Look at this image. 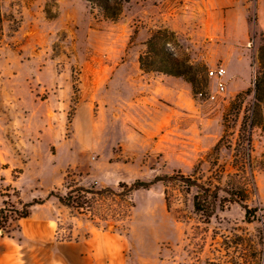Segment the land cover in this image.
Listing matches in <instances>:
<instances>
[{
  "label": "rangeland",
  "instance_id": "rangeland-1",
  "mask_svg": "<svg viewBox=\"0 0 264 264\" xmlns=\"http://www.w3.org/2000/svg\"><path fill=\"white\" fill-rule=\"evenodd\" d=\"M1 11L19 28L12 35L5 20L0 34V208L44 203L0 233V264H244L253 248L264 264V121L252 131L249 220L233 204L204 222L180 178L224 187L233 173L232 151L211 149L231 102L252 88L264 0H130L116 22L82 0H2ZM163 29L178 58L205 67L195 93L140 70L147 40ZM219 66L222 93L208 74ZM241 102L232 146L253 94ZM166 177L175 179L125 201L105 191ZM77 187L104 191L89 214L48 198Z\"/></svg>",
  "mask_w": 264,
  "mask_h": 264
},
{
  "label": "trees",
  "instance_id": "trees-1",
  "mask_svg": "<svg viewBox=\"0 0 264 264\" xmlns=\"http://www.w3.org/2000/svg\"><path fill=\"white\" fill-rule=\"evenodd\" d=\"M0 0V34L2 32V25L5 20L11 23V34L13 35L19 28V21L14 19L12 15H5L1 11ZM89 6L91 14L99 15L103 19L116 22L124 7L130 0H82ZM45 15L48 19L55 17L47 5L44 9ZM10 35V36H12ZM179 48V43L175 34L169 30H157L146 42V51L139 56L138 64L141 71L156 72L165 76L181 78L190 84L192 91L195 93L197 87L201 84L199 80L205 72L204 66H194L189 63L187 58H178L174 52ZM257 69L252 83V88L244 94H238L234 101L231 102L229 109L223 116V135L211 149V153L218 154L220 148L232 151L233 173L227 176V181L224 187L214 184H200L192 181L188 177H180L182 186L185 191L189 193L191 189H195L192 196V207L194 213L203 218L204 222L208 223L215 215L216 210L224 211L228 206L233 204L241 205L245 209V219L249 220L256 212L255 210L247 209L244 202L249 199L255 190V183L253 177V163H252V131L264 121V46L260 47L257 52ZM195 73H192L194 72ZM253 94V102L249 110V114L242 119L237 139L232 146L227 134L229 128L230 116L238 117L239 109L241 107V99L243 95ZM213 165L218 167L217 158L213 161ZM196 170L193 171V173ZM216 182H220L221 176L215 177ZM173 177H166L164 179L155 178L154 181L145 183L136 181L132 185L124 183L119 184L120 193L114 194L122 201L132 192L140 189H148L151 185L160 181L174 180ZM104 191H96L94 189H87L77 187L70 189L65 195L59 196L51 192L48 196L56 197L59 203L78 214L91 213L94 205L102 198ZM47 198V199H48ZM44 201L38 200L30 203L20 204V209L14 206H6L0 208V233L8 234L11 223H18L29 217L31 209L36 205L43 204ZM93 220V219H91ZM261 244V243H260ZM259 244V245H260ZM250 262L244 264H262L263 251L260 248H253L250 252ZM240 264V263H233Z\"/></svg>",
  "mask_w": 264,
  "mask_h": 264
},
{
  "label": "built area",
  "instance_id": "built-area-1",
  "mask_svg": "<svg viewBox=\"0 0 264 264\" xmlns=\"http://www.w3.org/2000/svg\"><path fill=\"white\" fill-rule=\"evenodd\" d=\"M208 74L210 77H213L214 79L217 80V88H216L217 93H222L225 89L224 84L222 82V79L225 75V70L219 66L213 70H210ZM210 98L214 99V96H211Z\"/></svg>",
  "mask_w": 264,
  "mask_h": 264
},
{
  "label": "crops",
  "instance_id": "crops-1",
  "mask_svg": "<svg viewBox=\"0 0 264 264\" xmlns=\"http://www.w3.org/2000/svg\"><path fill=\"white\" fill-rule=\"evenodd\" d=\"M169 80H176L178 78H174V77H169V76H166Z\"/></svg>",
  "mask_w": 264,
  "mask_h": 264
}]
</instances>
